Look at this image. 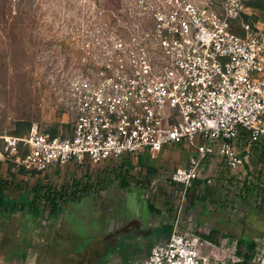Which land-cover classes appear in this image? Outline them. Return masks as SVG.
I'll return each mask as SVG.
<instances>
[{"label": "built area", "instance_id": "built-area-1", "mask_svg": "<svg viewBox=\"0 0 264 264\" xmlns=\"http://www.w3.org/2000/svg\"><path fill=\"white\" fill-rule=\"evenodd\" d=\"M94 1L96 16H105ZM123 1L129 21L94 22L78 39L84 68L69 86L73 125L56 135L34 126L23 137L3 136L0 161L29 173L85 169L203 138L209 143L171 175L183 199L203 178V161L249 166L253 145L264 142V27L256 9L243 0ZM176 231L139 264H208L201 248L211 243Z\"/></svg>", "mask_w": 264, "mask_h": 264}, {"label": "rangeland", "instance_id": "rangeland-1", "mask_svg": "<svg viewBox=\"0 0 264 264\" xmlns=\"http://www.w3.org/2000/svg\"><path fill=\"white\" fill-rule=\"evenodd\" d=\"M37 1L39 8L23 24L11 21L7 7L3 17L0 16V140L3 136H14V124L19 119L30 120V130L38 126L42 130L56 127L67 131L74 122L69 86L84 68L78 39L94 22L100 24L113 20L114 16L121 22L129 21L123 0H101L103 17L96 16L94 0ZM196 1L219 4L222 0ZM256 12L257 18L264 21V10L256 9ZM208 143L197 137L191 146L187 140L179 145L166 144L158 154L148 155L151 159L144 166L138 163V157H130L123 162L89 164L85 169L65 166L31 174L11 160H1L2 174L11 182V197L36 185L51 184L62 189L73 179L88 182L91 187L84 199L63 204L57 218L48 220L50 208L47 207L36 218L18 213L13 219L1 222L0 264H75L86 253L77 252L93 244L97 248L108 247L105 242L108 234L139 219L148 231L127 237L118 245L119 251L135 255L139 262L145 259L151 246L165 242L157 240L156 229L174 217L179 221L176 230L181 233L208 234L218 229L237 238L241 233L237 223L246 210L261 207L264 212V196L251 195L249 206L245 207L236 200V186L227 189L228 182L234 179L243 186L247 170L253 174L259 172L261 160L255 158L249 169L236 172L227 170L219 161H203V175L211 180L210 193L205 200L198 199L195 207L188 194L183 199V190L169 182L175 169L185 165L194 154V148ZM219 143L215 142L214 147ZM239 145L243 147V141ZM121 164L129 168V174H125L129 188L122 187V179L113 171ZM149 165L159 173L148 185L150 175L145 168ZM260 173L264 186V169ZM137 182L149 188L142 193L135 185ZM147 203L160 210V214H151ZM246 219L250 226L246 232L255 231L256 235L252 236L260 241L254 262L264 264V240L258 237L264 234V214L247 212ZM217 241V245L211 243L201 248L208 264H237L235 241L231 244L224 238ZM103 264L125 263L116 252L109 254Z\"/></svg>", "mask_w": 264, "mask_h": 264}, {"label": "trees", "instance_id": "trees-1", "mask_svg": "<svg viewBox=\"0 0 264 264\" xmlns=\"http://www.w3.org/2000/svg\"><path fill=\"white\" fill-rule=\"evenodd\" d=\"M245 4L255 8V9H262L264 10V0H247ZM7 7L9 11V16L11 21L15 22L16 24H23L26 21L32 18L33 12L39 8V4L37 0H0V16L3 17L4 8ZM32 126V122L30 120L19 119L15 121L13 134L15 137H23L26 133L29 132ZM69 127V126H67ZM52 135H56L57 128L48 129ZM3 140H0V152L3 151L4 143L2 144ZM20 154L24 155L23 146L20 145L19 147ZM253 157L251 161H254L255 158L261 160L260 168H255L259 170L256 174H253L252 171L247 170V174L245 179L243 180V186H240L239 183L236 181L231 180L228 182L227 189H230L231 186H236L235 189L237 190L236 200L239 199V203L245 205V207L249 206V198L251 195L255 194L256 196H264V186L262 185V174L260 173L264 169V142L255 143L252 148ZM149 153H144L143 155L138 156V163L142 166L147 164L151 159ZM129 158V157H128ZM126 158V159H128ZM219 158L221 160L220 164L224 166L227 170H230L224 163V161L220 157H213L214 159ZM211 159V158H210ZM123 162L124 160H119ZM253 163V162H251ZM250 166V165H249ZM247 166L246 169L250 167ZM118 168L113 169L115 173L118 174V177L121 178L122 187L129 188V183L125 180V174H129V168H126L123 164L117 166ZM147 172H149L148 178V185L155 176H158L159 170L155 167L148 166L145 168ZM242 171V170H239ZM236 172V171H234ZM2 171V162L0 161V223L6 222L8 220L13 219L18 213H22L23 216L29 215L32 218L39 217L40 215L44 214V211L47 207L50 208L49 216L47 217L48 220L51 218H57L63 209V204H66L70 201L78 199L79 201L84 199L90 193V187L88 182H83V180H76L73 179L70 184L66 183L62 186V189L53 188L51 184L47 186H33L31 188H26L24 191L18 192L16 197H11L9 195V191L11 188V182L8 178L3 176ZM31 174H37L36 172H32ZM251 176L254 178L251 180ZM170 184L180 188L183 190L182 186H177L175 183L171 181V176L169 177ZM207 178L203 175V178L200 180H195L190 187L186 194L190 196L192 206L195 207L196 202L198 199L207 198L208 194L210 193L209 184L207 183ZM235 183V184H234ZM136 187H138L142 193L143 189H148V185L140 184L137 182ZM143 196V195H142ZM61 202V203H60ZM151 214H160V210L156 209L152 204L147 203ZM247 212L255 213L256 215L264 214L261 211V207H257L255 211L246 210L243 213V217L241 222L237 223L238 228L240 229L241 233L237 238H234L231 235H224L218 229H212L209 231L208 234L199 233V235L203 240L208 241L214 245L218 244V238H224L228 241L229 244L235 241V252L234 255L237 257L239 262L237 264H256L254 262V257L257 253L258 246L260 245V241L258 238H255L254 235L256 232L247 233V229L249 226V222H247ZM173 219H166L167 221L157 228V240L160 241L164 239L168 241L173 233L176 230L178 220ZM178 234L181 231H176ZM256 235V234H255ZM260 239L264 240V234L258 236ZM153 246L150 247L147 254L144 255L145 259L149 255ZM118 252L120 259L125 264L131 263H138V259H136L135 255L131 253H124V250L119 251L118 248L113 250L112 253ZM137 260V261H136ZM140 263V262H139Z\"/></svg>", "mask_w": 264, "mask_h": 264}, {"label": "flooded vegetation", "instance_id": "flooded-vegetation-1", "mask_svg": "<svg viewBox=\"0 0 264 264\" xmlns=\"http://www.w3.org/2000/svg\"><path fill=\"white\" fill-rule=\"evenodd\" d=\"M142 225H144V223H142L140 219L130 221L123 228L108 234L105 237V242L107 243L108 247L102 246L97 248L93 244L89 248V245H87L84 249L77 252L82 253L83 251H86L84 255H81L78 260H76L75 264H103L104 259L112 253V250L117 249L118 245L127 237H134L137 234L146 233L148 230L144 229Z\"/></svg>", "mask_w": 264, "mask_h": 264}, {"label": "crops", "instance_id": "crops-1", "mask_svg": "<svg viewBox=\"0 0 264 264\" xmlns=\"http://www.w3.org/2000/svg\"><path fill=\"white\" fill-rule=\"evenodd\" d=\"M259 24H260V26H262V27H264V21H261V20H259ZM208 162H217V161H219V162H221V160L219 159V158H216V159H214V161H213V159L211 158V159H208L207 160ZM184 166V165H183ZM2 170H3V168H2ZM180 220V219H179Z\"/></svg>", "mask_w": 264, "mask_h": 264}]
</instances>
